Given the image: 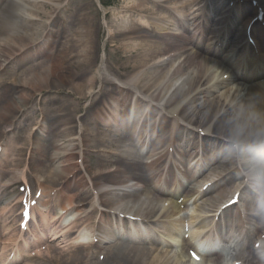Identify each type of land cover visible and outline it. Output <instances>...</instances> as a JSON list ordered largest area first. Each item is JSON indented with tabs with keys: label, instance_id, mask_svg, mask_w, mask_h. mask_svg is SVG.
I'll use <instances>...</instances> for the list:
<instances>
[{
	"label": "bare ground",
	"instance_id": "obj_1",
	"mask_svg": "<svg viewBox=\"0 0 264 264\" xmlns=\"http://www.w3.org/2000/svg\"><path fill=\"white\" fill-rule=\"evenodd\" d=\"M224 1L246 5L254 12L244 21L243 30L233 31L231 18H225L211 29L201 26V18L190 20L186 26L187 21L185 25L169 9L179 8L183 2L129 0L128 5L118 9L119 12L114 16L104 12L107 20L105 25H101L93 14V4L87 3L74 15L77 23L75 27L73 19L67 21L55 40L52 39L55 17L69 5V0L7 2L6 9L0 12V74L27 56L40 55L43 59L29 66L27 71L13 80L0 81V85L4 86L0 92V140L7 138L17 122H22L25 110L20 105L25 106L29 99H33L37 90L55 87L62 92L74 87L76 98L84 100L86 113H94L93 119L96 122L107 124L111 121L110 124L117 127L120 124L119 118L126 115L129 116L128 126L131 119L136 118L135 128L141 122H151L153 129L161 132L156 142L159 147L157 149L176 135L173 140L181 142L185 149L201 145L216 153H226L222 158V167L248 170L244 159L229 154L228 137L237 124L248 121L250 113L264 115V80L248 84L242 74L228 72L226 61L222 62L218 55L225 47L232 50L233 45L229 39L231 35L235 36L233 39L237 44H244L247 27L259 12L264 13V0ZM150 4L154 8L149 7ZM47 5L51 7L49 12L45 9ZM256 21L253 22L252 33L264 38V30H257ZM103 28L108 30L109 41L116 38L123 41L114 52H107L108 42L105 43V51L98 61L95 40ZM209 38L216 39V46L209 43L203 48L204 40ZM262 46L264 39L261 43L257 41V48L262 50L259 60L264 58ZM238 61L241 63L242 59ZM86 71L89 72L83 80L80 74ZM250 72L260 77L257 75L258 69L254 68ZM98 87L100 89L97 91ZM101 92L105 94L98 98ZM13 94L16 96L12 97ZM65 98L70 96L66 95ZM26 111L30 112L29 108ZM58 118L61 119L58 126L52 128L55 135L53 147L56 150L51 158L58 163L49 176L36 175L41 179L44 177L52 188L68 179L70 183H78L68 199V208L60 205L64 199L56 201L60 210L71 218L61 220L62 225L50 227L52 236L48 240L56 242L57 249L48 245L47 255L43 256L38 247V254H35V259H31V264H198L188 257L191 248L189 241L184 242L183 251L172 254L148 255L135 246L131 248L120 242H112L114 244L110 243L111 246L105 248L104 245L113 236L120 234L129 237L130 228L123 226L121 230L105 222L103 212L98 226L92 224V211L86 214L89 220H86L84 226L81 225L83 222L79 223L83 219L76 217L84 210L79 204L83 203L85 196L91 200L92 205L106 202L105 212L109 213L112 222L116 216L135 218L136 223L145 228L153 227L160 219L180 212L182 206L169 205L167 201H161L160 204L149 195L134 194L137 176L130 172L129 165L123 163L122 159L113 169L108 168L107 160L101 159L105 156H98L100 163L95 164L97 171L93 173L86 166L89 156L87 147L92 145L95 148L93 151H109L103 145L100 133H89L82 117L72 109H66V114L58 115ZM257 126V122L252 120L251 127ZM111 137L108 136V139ZM20 153L15 156L14 179L21 171ZM253 154V149L245 150L246 156ZM5 156L6 151L0 143V162ZM30 166H37L34 159L30 161ZM249 177L264 198V178L251 174ZM233 184L220 185L216 195L206 194L200 203L202 213L207 216L216 214L222 199H230L238 189ZM241 195L243 201L239 203L238 213L231 216L229 211L225 212L227 219L233 221L238 230L252 231L247 236L249 241L257 237L253 250L250 246L252 257L241 264H264V210L258 220L254 221L255 207L260 206L262 200L254 202L260 195L254 197L243 191ZM192 221L200 222L199 218H192ZM202 227L200 222L197 226L200 228L199 233ZM89 229L94 235L85 242L86 230ZM168 229L172 230L173 226L168 224ZM42 231L41 237L47 239L45 227ZM5 240V236L0 238V264L10 262L11 249ZM9 242L14 244L16 240ZM258 242L261 243L262 251L255 248ZM97 249H102L99 259H95L92 253ZM215 254L217 252L204 256L203 261L209 262L210 256ZM12 259L19 261L20 256Z\"/></svg>",
	"mask_w": 264,
	"mask_h": 264
},
{
	"label": "rangeland",
	"instance_id": "obj_2",
	"mask_svg": "<svg viewBox=\"0 0 264 264\" xmlns=\"http://www.w3.org/2000/svg\"><path fill=\"white\" fill-rule=\"evenodd\" d=\"M129 0H69V5L66 6L65 9H63L58 15L55 17V25L53 27V36L52 39L55 40L58 36V32L60 33L62 30L63 25L67 22L73 19V25L77 24L75 22L74 15L76 12L80 9H82L87 3H92V11L93 14L96 15L98 22L101 23V25H105L106 21L104 17V12H108L110 15L114 16L116 13H118V9H122L125 6L128 5ZM149 7L154 8L153 4H150ZM47 12L51 10V7L47 5L45 8ZM89 12V10L87 11ZM122 14V13H121ZM45 14L44 16H46ZM123 15V14H122ZM47 17V16H46ZM46 17H44L46 19ZM66 26V25H65ZM100 33V31H99ZM64 41V40H63ZM97 44V57L98 61L99 58L102 56V52L105 51V43L108 42V45L106 46L107 52H114L115 48L122 42L123 40L121 38L112 39L109 41L108 39V30L103 28L102 32L99 34L98 39L95 40ZM57 54V53H56ZM39 59L38 57H35L34 60ZM110 63H114L113 60H109ZM36 62V61H35ZM38 62V61H37ZM36 62V63H37ZM40 62V61H39ZM35 63V64H36ZM87 72H83L80 74L83 75V80L87 76ZM10 69L9 72H5L3 75L0 76L1 81H11L13 80L16 75H11ZM82 80V84H83ZM100 89V87L97 88V91ZM103 91V90H102ZM105 92H101L98 98L102 97ZM68 95L70 98H65V96ZM16 94H13L12 97H15ZM73 96V97H71ZM21 108H23L24 116L21 117V121H24V124H17L18 128L15 129V133L13 135L22 136L24 142L20 144L21 146V153L19 155V162H20V168L24 170V166L26 162L31 161L34 159L36 167H31L30 172H28L29 176L34 177L36 173L40 174L43 172L44 169L41 168L40 161L42 158V153L44 151L48 150L46 138L44 137V134L48 131H52V128L58 126L60 122V118H58V115L66 114V109H72L74 112H77V115L79 117H82L84 124L89 129V133H95L99 132L103 141H106L105 139H108V136L111 135V133H107L105 131V128L102 127L100 122H96L93 119L94 113H86L87 105L85 104L84 100L77 99L74 91V87L71 89H65L62 92H59L55 87H49L45 88L42 87V90L36 91V95L33 99H29L25 106L20 105ZM29 108L30 112H27L26 109ZM66 118V116H65ZM45 130V133H44ZM28 134L29 140L28 142L26 140V136ZM39 139L36 144V139ZM0 143L2 144V148H5V142L0 140ZM106 146V142L103 143ZM38 149V150H36ZM88 149V158L86 160V166L90 168L93 173L97 171V168L95 164L99 163V159L96 156V151H93L95 148L90 145L87 147ZM33 155L35 158H32ZM108 167H111L110 165H107ZM112 168V167H111ZM35 178V177H34Z\"/></svg>",
	"mask_w": 264,
	"mask_h": 264
},
{
	"label": "clouds",
	"instance_id": "obj_3",
	"mask_svg": "<svg viewBox=\"0 0 264 264\" xmlns=\"http://www.w3.org/2000/svg\"><path fill=\"white\" fill-rule=\"evenodd\" d=\"M257 122V127H251V121ZM228 140L230 155L244 159L248 165V172L258 178H264V115L250 113L248 121L237 124ZM246 149H253L254 154L245 155Z\"/></svg>",
	"mask_w": 264,
	"mask_h": 264
}]
</instances>
